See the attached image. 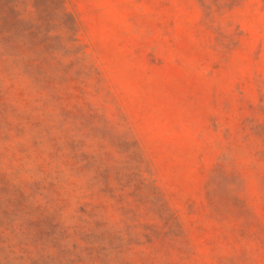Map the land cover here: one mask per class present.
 <instances>
[{"label": "rangeland", "instance_id": "374dc122", "mask_svg": "<svg viewBox=\"0 0 264 264\" xmlns=\"http://www.w3.org/2000/svg\"><path fill=\"white\" fill-rule=\"evenodd\" d=\"M57 1L2 50L0 264H264V0Z\"/></svg>", "mask_w": 264, "mask_h": 264}, {"label": "trees", "instance_id": "16d2710c", "mask_svg": "<svg viewBox=\"0 0 264 264\" xmlns=\"http://www.w3.org/2000/svg\"><path fill=\"white\" fill-rule=\"evenodd\" d=\"M45 13L41 14L37 7L28 5L26 0H0V61L4 58L23 59L24 73L31 79L37 71V63L31 57H22V53H12L6 55L2 52L4 45H12V47H25L31 51L37 48L49 45L54 38H61L62 31L57 28L55 21L51 16L56 15L61 18H68L65 10L58 6L57 0H49ZM51 4V3H50ZM71 32V31H69ZM77 40L74 38V33L71 32V38L64 45L66 50H71L77 47ZM78 49L75 52L74 60L78 55ZM71 62V61H70ZM4 74V73H2ZM43 79L45 76L42 77Z\"/></svg>", "mask_w": 264, "mask_h": 264}]
</instances>
